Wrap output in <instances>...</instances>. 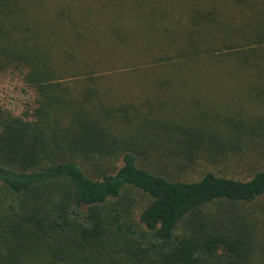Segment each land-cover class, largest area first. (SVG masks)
<instances>
[{
	"label": "trees",
	"instance_id": "obj_1",
	"mask_svg": "<svg viewBox=\"0 0 264 264\" xmlns=\"http://www.w3.org/2000/svg\"><path fill=\"white\" fill-rule=\"evenodd\" d=\"M3 76L0 264H264V0H0Z\"/></svg>",
	"mask_w": 264,
	"mask_h": 264
},
{
	"label": "rangeland",
	"instance_id": "obj_2",
	"mask_svg": "<svg viewBox=\"0 0 264 264\" xmlns=\"http://www.w3.org/2000/svg\"><path fill=\"white\" fill-rule=\"evenodd\" d=\"M163 39L169 41V35L164 37ZM113 51H110L107 53L105 50V56L102 57V66L99 65L97 67H116L111 69H105L106 75H113L118 72H120V67H145L143 64L147 61H142L140 58L139 60L136 58L133 60L131 58L126 61V59L121 56L119 57L114 64L108 63L106 65V62H108L113 56ZM151 60V59H150ZM148 60V62L150 61ZM242 88L235 87L234 85H212L211 83L208 84H179L174 85L172 87V90L175 93H183L186 97L176 94L177 97H179V106L177 107L178 110L186 111V109L191 108L194 106L195 112L200 111H207L206 113H212L213 111H217V109H223L228 110V106H235L236 104L242 105L245 104V102L241 99H239L237 96L230 95V93H233L235 91H240ZM182 96V97H181ZM31 99V95H25L21 92H19L18 85L16 83H11L9 80V77L3 76L0 79V104L4 105L8 109H10L14 114L21 115L23 111H26V107L23 106L24 99ZM197 98V99H195ZM225 100V103H222L221 100ZM231 99V100H230ZM228 100V101H227ZM138 101V100H137ZM213 101V102H212ZM218 101V102H214ZM212 102V103H211ZM246 106V105H244ZM169 109V106L166 107ZM171 121V120H170ZM173 134V133H172ZM178 135H176L177 137ZM175 136L173 134V138L167 142L169 146L177 145L175 144ZM150 142V141H149ZM179 168V167H178Z\"/></svg>",
	"mask_w": 264,
	"mask_h": 264
}]
</instances>
